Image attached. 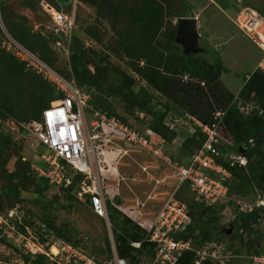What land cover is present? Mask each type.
<instances>
[{
    "label": "trees",
    "instance_id": "obj_1",
    "mask_svg": "<svg viewBox=\"0 0 264 264\" xmlns=\"http://www.w3.org/2000/svg\"><path fill=\"white\" fill-rule=\"evenodd\" d=\"M66 1L69 3L73 0ZM97 2L88 0L87 4L92 7ZM39 3L47 14L50 9L55 10L52 3H47L45 0H40ZM181 3L182 10L178 14H174L173 18H193L187 3L184 0ZM236 6H234L235 12L242 7H249L247 5ZM258 13L261 16L264 15L261 11ZM48 17L50 23L46 30L50 43L43 41L42 38H32L27 29H19L11 24H8L9 29L6 31L12 39L27 50L38 53L39 59L46 62L47 64H45L50 68L54 65L57 57L67 56L68 59L70 58L72 77L69 75L70 77L65 78L60 74L61 77L74 82L78 88L89 93L90 104L94 110L117 118L129 130L139 135H144L149 130L156 136L155 139H162L164 141L163 152L172 162L186 164L188 159L202 148L206 137L198 128H195V132L188 135L177 147V155L168 153V148L173 145L172 142L181 133L167 125V120L192 116L207 126L217 124L216 143L214 144L220 152L217 162L230 173V177L224 183L227 187V197L252 202L262 193L264 184V72L253 68L245 78L244 85L238 94L228 92L219 82L220 75L227 70L217 57L215 61L208 63L196 59L194 54H183L181 47L174 43L176 26L173 27L168 47L165 51L160 50L154 44V38L159 30L158 24L152 22L145 31L142 30V27L138 31H135L134 27H129L120 28L116 32L119 38L123 39L122 47L125 50L124 55L128 59V72L120 68L115 69L109 64L110 62L100 66L101 63L107 61L101 57L100 52L94 54L98 60L91 61L94 72H90L86 65L89 58L79 40L74 37V28L68 37L62 35L58 37L50 30L51 18L49 14ZM113 18L118 20L117 16ZM67 38L68 54H65L64 46ZM58 41L60 42L59 46L57 45ZM5 53L8 56L6 57L7 63L4 64L6 68L4 69L3 65L2 78H0L2 91L5 92L0 101V120L9 118L16 124L27 125L31 121L39 120L41 112L52 101L59 99L60 95L53 84L27 69L11 52L5 51ZM91 57L90 60L93 59V54ZM13 68H16V74H12ZM182 76H186L189 82L178 84L175 79ZM137 83L140 85L134 89L133 87ZM86 85L93 86L94 91H97L100 96H93ZM114 102L122 104L127 117L141 123L144 128L138 129L129 124L126 118H120L111 110V103ZM247 105L252 109L248 113H244L241 108ZM0 141V173L8 175L10 180L17 184L12 187L2 186L1 191L18 199L20 192L28 189V186L34 191V196L43 195L49 187H55L54 184H50L46 179L40 177L33 169V166L42 165L41 156L30 163L15 152L14 154L17 156L14 162L15 167L11 173H8L5 166L9 158L2 159V156L4 152L12 154L14 148L10 147V141L5 137L0 138ZM40 145L46 148L44 145ZM239 147L244 150L242 153L239 152ZM229 155H240L246 160V164L241 165L236 162L230 165ZM83 178L82 174L77 173L72 176L68 188H58L65 191L67 199L76 200L75 194ZM181 190L192 195L191 202L186 204L191 221L186 229L177 234L175 238L186 240L188 237H192L193 247L209 242V236L212 231H215L214 227L218 221L228 217L230 225L233 227L232 234L227 236L228 229L223 228L221 231L216 230L217 235L215 236L219 240H227L229 247L231 246L238 252L239 249L235 248L232 241L240 239L241 234L245 231L251 232L252 227L259 225L264 220L262 209H250L246 206L232 207L233 202L230 199H221L214 204L207 205L190 192L186 185H181L179 192ZM86 202L88 204L87 200ZM105 206L114 235L117 255L126 259L128 264H136L141 257L151 258L154 245L145 240V231L125 214L124 216L123 212L117 208L118 204L114 206L107 202ZM16 225L18 232L24 234L26 225L22 223H16ZM132 242H139L140 247L137 249L131 247L130 243ZM105 243L110 252L109 241L106 240ZM249 248L250 255L264 254V249ZM44 255L36 254L31 263L44 264ZM193 260V251H186L175 264H192ZM97 261L101 262V260ZM204 264H218V262L207 261Z\"/></svg>",
    "mask_w": 264,
    "mask_h": 264
},
{
    "label": "rangeland",
    "instance_id": "obj_2",
    "mask_svg": "<svg viewBox=\"0 0 264 264\" xmlns=\"http://www.w3.org/2000/svg\"><path fill=\"white\" fill-rule=\"evenodd\" d=\"M39 1L0 0V78L8 56L5 53L8 52L6 46L2 42L4 37L2 29H9L8 24L19 29L25 28L32 38H42L43 41L50 43L46 30L50 23L49 17L41 8ZM45 1L52 3L55 10L63 8L66 15L73 16V35L87 53L89 61L86 65L90 72H94L91 61L97 59L94 55L96 52H100L101 57L107 59L100 66L110 62L109 64L115 69L129 71L128 59L122 47L123 39L116 33L120 28L134 27V30L138 31L142 27L145 31L151 22L158 24L159 30L154 38V44L165 51L173 27L177 26L179 19L173 18V15L178 14L183 8L182 0H96L97 4L92 7L87 4L88 0H73L69 3L66 0ZM184 1L193 17L197 18L198 45L202 49L194 54L195 58L211 63L217 57L227 70L220 75V84L228 92L238 94L245 78L256 67L262 53L235 30L232 22L234 6L247 5L264 14V0ZM115 16L118 20L113 18ZM35 54L39 57L38 53ZM92 54L93 59L90 60ZM51 68L65 78L69 75L72 77L70 58L68 59L67 56L57 57ZM13 70L12 74H16V68ZM175 80L178 84L189 82L186 76L176 77ZM139 85L137 83L133 88L137 89ZM87 88L93 96H100L94 91L93 86ZM2 92L0 84V101L5 95V92ZM101 96L103 97L104 94ZM111 104V110L120 118H126L129 124L138 129L144 128L141 123L127 117L122 104L117 102ZM85 118L89 123L88 113ZM4 137L9 139L10 147L14 148L12 154L4 152L2 156V159L9 158L5 166L8 173L14 170L16 154L32 163L40 156L49 153L38 143L28 125L16 124L9 118L0 120V138ZM12 140L13 144H11ZM109 146L110 144H107L104 147L107 164L104 161L99 165L105 171L104 177L101 178L105 204L107 202L114 206L118 204L117 208L122 210V214L137 224L139 217L153 218L172 196L185 205L191 202L192 195L185 190L179 192L177 183L171 178V169L162 160L123 144H112L111 147L117 148V151L110 150ZM171 146L167 152L177 155V147ZM119 148H124L128 152L119 153ZM238 150L243 151L240 147ZM15 185L16 182L11 181L8 175L0 173V189L2 186ZM27 188L20 192L18 199L0 190V264H32L36 255L34 252L48 254L43 257L44 264H53L52 261L69 264L62 254L56 257L50 254L49 248L53 242H58L56 240L81 247L96 260L103 261L110 258L105 241L108 240L113 245L114 235L108 216L107 219L94 216L89 210L86 199L82 202L78 201L76 196V200L67 199L65 191L56 186L49 187L43 195L38 196H34V191L29 186ZM16 223L26 225L23 237L18 239L12 234L13 231L11 232V228L18 232ZM7 226L10 229H2ZM229 226L228 217L220 219L214 227V232L209 228L212 234L209 236L210 241L206 243H220L218 245L222 253L219 252L221 257L219 260L223 261V256L227 264H251L253 255L249 254V247L264 249V220L252 227L251 232L245 231L240 239L232 241L235 248L239 249L238 252L229 247L227 240H219L215 236L216 230L229 229ZM53 250L52 252H56L55 249ZM49 257L53 259L50 260Z\"/></svg>",
    "mask_w": 264,
    "mask_h": 264
},
{
    "label": "built area",
    "instance_id": "obj_3",
    "mask_svg": "<svg viewBox=\"0 0 264 264\" xmlns=\"http://www.w3.org/2000/svg\"><path fill=\"white\" fill-rule=\"evenodd\" d=\"M49 11L50 30L58 37L61 35L68 37L74 25L73 16L66 15L62 9L60 11L50 9ZM232 19L238 32L262 53L255 70L264 72V17L252 8L242 7L235 12ZM2 31L4 34L2 42L7 51L11 52L27 69L53 84L60 95L59 99L51 102L41 112L39 120L27 124L36 140L49 152L40 157L42 165L33 166L34 171L48 183L66 189L71 184L72 176L77 173L82 174L84 178L79 183L75 194L76 199L81 202L86 199L89 210L94 216L107 219L101 179L105 171L99 165L104 162L105 145L110 144L109 148L112 150V144H123L162 160L171 169V178L177 183V189L183 184L186 185L189 191L205 204L211 205L221 199H230L227 197V187L224 184L230 177V173L217 162L220 152L214 146L217 124L207 126L192 116L167 120V125L181 133L172 142L175 147H179L188 135L193 134L195 128H198L206 137L202 148L195 152L186 164L172 162L163 152L164 141L162 139H155L156 136L149 130L144 135H139L129 130L117 118L94 110L90 104L89 93L78 88L74 82L65 80L41 61L36 54L12 39L4 29ZM65 41L64 51L68 54V38ZM57 45H60L59 41ZM251 109L252 107L248 105L241 108L244 113H248ZM86 113L90 115L89 123L85 118ZM177 142L178 145H176ZM118 152L126 154L128 151L119 148ZM228 159L230 165L236 162L241 165L246 164V160L240 155H229ZM230 200L233 202L232 207L246 206L250 209L259 208L264 211V184L262 193L252 202ZM190 221L186 205L173 196L153 218L140 219L139 217L137 224L145 231V240L152 243L154 248L151 258L141 257L136 264H175L186 251L194 253L192 264H204L207 261H219L218 264H226L223 256V261L219 260L221 257H219L218 244L204 243L193 247L192 237L186 240L175 238L177 234L186 229ZM2 229L10 228L7 226ZM11 232L15 237L17 236V239L23 237V234L12 228ZM56 241L58 242H53L49 248L50 254L55 257L62 254L69 264H128L126 259L117 255L115 244H110V258L98 262L83 248L74 247L61 240ZM130 246L137 249L140 243L132 242ZM53 249L56 250V254L52 252ZM34 253L37 254V252ZM45 255L48 254L45 253ZM49 259L53 258L49 257ZM251 261L252 264H264V254L252 256Z\"/></svg>",
    "mask_w": 264,
    "mask_h": 264
},
{
    "label": "water",
    "instance_id": "obj_4",
    "mask_svg": "<svg viewBox=\"0 0 264 264\" xmlns=\"http://www.w3.org/2000/svg\"><path fill=\"white\" fill-rule=\"evenodd\" d=\"M199 34L197 33V21L194 18H179L176 26L174 43L179 45L185 55L196 54L201 51L198 45ZM13 144V140L11 141ZM244 151V150H243ZM243 151H239L242 153ZM226 231L232 233V226Z\"/></svg>",
    "mask_w": 264,
    "mask_h": 264
},
{
    "label": "crops",
    "instance_id": "obj_5",
    "mask_svg": "<svg viewBox=\"0 0 264 264\" xmlns=\"http://www.w3.org/2000/svg\"><path fill=\"white\" fill-rule=\"evenodd\" d=\"M234 27H235V26H234ZM235 30H237V29L235 28ZM237 31H238V30H237ZM239 33H240V32H239ZM240 34H241V33H240ZM246 39H247V38H246ZM247 40H248V39H247ZM112 149L115 150V151H117V148H113V147H112ZM107 156H108V155H107ZM103 157H105V158H104V161H105L106 164H107V160H108V159L106 158V154H105V152L103 153ZM121 211H122V210H121ZM123 211H124V210H123Z\"/></svg>",
    "mask_w": 264,
    "mask_h": 264
},
{
    "label": "clouds",
    "instance_id": "obj_6",
    "mask_svg": "<svg viewBox=\"0 0 264 264\" xmlns=\"http://www.w3.org/2000/svg\"><path fill=\"white\" fill-rule=\"evenodd\" d=\"M5 32H7L6 30H5ZM40 144V143H39ZM44 155H46V154H44ZM104 175V174H103Z\"/></svg>",
    "mask_w": 264,
    "mask_h": 264
},
{
    "label": "bare ground",
    "instance_id": "obj_7",
    "mask_svg": "<svg viewBox=\"0 0 264 264\" xmlns=\"http://www.w3.org/2000/svg\"><path fill=\"white\" fill-rule=\"evenodd\" d=\"M54 251V250H53ZM53 253H56V252H53Z\"/></svg>",
    "mask_w": 264,
    "mask_h": 264
}]
</instances>
